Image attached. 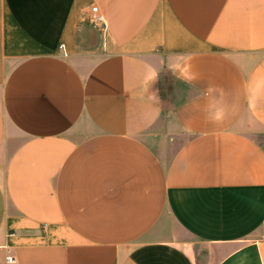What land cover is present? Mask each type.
Wrapping results in <instances>:
<instances>
[{
    "label": "crops",
    "instance_id": "0c3cea01",
    "mask_svg": "<svg viewBox=\"0 0 264 264\" xmlns=\"http://www.w3.org/2000/svg\"><path fill=\"white\" fill-rule=\"evenodd\" d=\"M258 76L264 0H0V264H264Z\"/></svg>",
    "mask_w": 264,
    "mask_h": 264
},
{
    "label": "rangeland",
    "instance_id": "374dc122",
    "mask_svg": "<svg viewBox=\"0 0 264 264\" xmlns=\"http://www.w3.org/2000/svg\"><path fill=\"white\" fill-rule=\"evenodd\" d=\"M102 38L103 35L96 31ZM162 83V94H163V99L169 104H173V100L177 97L175 90L180 89L181 86H179L178 82H176L173 78L168 76L167 73H164V75L160 79ZM177 100V99H175ZM263 141V140H262Z\"/></svg>",
    "mask_w": 264,
    "mask_h": 264
},
{
    "label": "built area",
    "instance_id": "2783aa9c",
    "mask_svg": "<svg viewBox=\"0 0 264 264\" xmlns=\"http://www.w3.org/2000/svg\"><path fill=\"white\" fill-rule=\"evenodd\" d=\"M89 20L92 22L93 27L96 31H98L102 35L105 34L106 32L105 21L102 19V16L99 14L96 6L91 7L89 13ZM63 47H64L63 44H60L59 48L63 49ZM9 259L10 257H8L7 260Z\"/></svg>",
    "mask_w": 264,
    "mask_h": 264
},
{
    "label": "clouds",
    "instance_id": "9594fccd",
    "mask_svg": "<svg viewBox=\"0 0 264 264\" xmlns=\"http://www.w3.org/2000/svg\"><path fill=\"white\" fill-rule=\"evenodd\" d=\"M264 90V76H258L255 81V86L251 89L252 98H257L261 91ZM222 117L221 113H217L215 119L220 120Z\"/></svg>",
    "mask_w": 264,
    "mask_h": 264
}]
</instances>
